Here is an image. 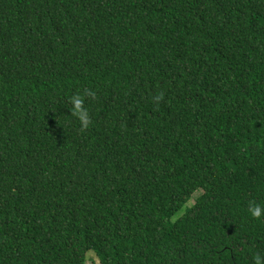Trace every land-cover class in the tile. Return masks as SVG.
Returning <instances> with one entry per match:
<instances>
[{
    "label": "trees",
    "instance_id": "obj_1",
    "mask_svg": "<svg viewBox=\"0 0 264 264\" xmlns=\"http://www.w3.org/2000/svg\"><path fill=\"white\" fill-rule=\"evenodd\" d=\"M89 254L264 264V0H0V264Z\"/></svg>",
    "mask_w": 264,
    "mask_h": 264
},
{
    "label": "clouds",
    "instance_id": "obj_2",
    "mask_svg": "<svg viewBox=\"0 0 264 264\" xmlns=\"http://www.w3.org/2000/svg\"><path fill=\"white\" fill-rule=\"evenodd\" d=\"M94 95V94H93ZM162 97H157V99H161ZM80 101L81 99L79 97H76L75 99V105L76 107L74 109H72V112H73V115H77L78 112H79V104H80ZM84 127H88L87 124L84 125ZM251 211V214L254 216V217H259L260 216V208L259 207H255V208H252L250 209ZM255 264H260V257L257 256L255 258Z\"/></svg>",
    "mask_w": 264,
    "mask_h": 264
},
{
    "label": "rangeland",
    "instance_id": "obj_3",
    "mask_svg": "<svg viewBox=\"0 0 264 264\" xmlns=\"http://www.w3.org/2000/svg\"><path fill=\"white\" fill-rule=\"evenodd\" d=\"M197 194V193H196ZM193 202V199L190 201V203H192ZM89 256V258L87 259V261H86V263L85 264H93V262L91 261V258L93 259V255H91V254H89L88 255Z\"/></svg>",
    "mask_w": 264,
    "mask_h": 264
}]
</instances>
